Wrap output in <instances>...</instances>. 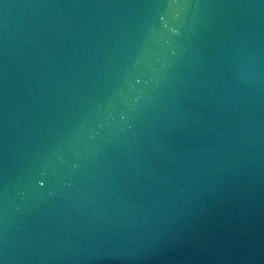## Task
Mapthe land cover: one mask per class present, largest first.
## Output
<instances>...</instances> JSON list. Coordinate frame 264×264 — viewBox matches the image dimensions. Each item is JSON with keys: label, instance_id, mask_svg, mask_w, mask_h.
<instances>
[{"label": "water", "instance_id": "obj_1", "mask_svg": "<svg viewBox=\"0 0 264 264\" xmlns=\"http://www.w3.org/2000/svg\"><path fill=\"white\" fill-rule=\"evenodd\" d=\"M0 264H264V0H0Z\"/></svg>", "mask_w": 264, "mask_h": 264}]
</instances>
